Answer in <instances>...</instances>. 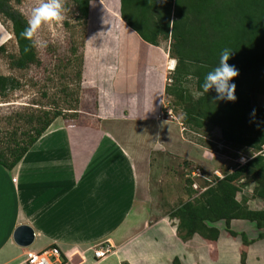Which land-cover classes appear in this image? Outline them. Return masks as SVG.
Listing matches in <instances>:
<instances>
[{"label": "crops", "instance_id": "1", "mask_svg": "<svg viewBox=\"0 0 264 264\" xmlns=\"http://www.w3.org/2000/svg\"><path fill=\"white\" fill-rule=\"evenodd\" d=\"M168 70H158L150 89L133 77L104 86L122 95V103L100 87L88 89L83 78L82 92L92 93L89 100L81 96L84 120L56 119L17 166L9 170L0 164V264H27L29 253L55 246L62 254L54 264H194L201 255L205 259L199 250L208 242L199 235L184 242L179 221L170 216L181 206H176L179 195L185 197L173 189L176 179L150 178L173 158L197 161L180 146L201 148L184 138L182 122L161 116ZM236 222L249 221L233 220L232 225ZM21 225L35 232L30 247L14 240ZM106 245L112 253L96 258L95 250Z\"/></svg>", "mask_w": 264, "mask_h": 264}, {"label": "trees", "instance_id": "2", "mask_svg": "<svg viewBox=\"0 0 264 264\" xmlns=\"http://www.w3.org/2000/svg\"><path fill=\"white\" fill-rule=\"evenodd\" d=\"M72 1L80 18L87 23L91 2L95 0ZM110 1L115 27L136 51L148 54L144 44L159 47L161 41H170L169 57L176 61V66L165 94L172 98V107L182 110L184 127L195 132L219 128L225 144L237 151L253 153L245 165H237L234 172L229 171L223 178L216 177L204 192L197 190L198 197H193V180H187L191 198L170 215L179 221L180 239L187 242L199 235L208 243H216L221 231L214 225L221 221L231 235H236L231 226L233 220L249 221L263 228L264 209L249 208L246 199L238 200V194L242 188L240 183L252 177L259 182L254 189L255 197L264 200V105L257 104V98L264 96V0ZM0 17L11 22L18 46V54L10 55L11 67L27 70L40 65L37 46L32 47L20 37L27 18L13 7L11 0H0ZM26 47L30 49L27 52ZM225 48L233 51L228 63L239 72L230 82L236 85L235 102L215 100V90L197 97L194 93L201 90L206 73L219 65ZM5 51V45L0 46V53ZM73 52L77 53L78 47ZM77 61L79 91L76 107L70 110L73 119L80 117L82 52ZM188 76L198 79L189 80ZM22 86L19 79L0 73V96L7 97ZM64 111L44 110L31 117L30 129L22 133L23 138L15 135L6 150H0V164L9 170L17 166L56 119H67ZM260 151L263 153L255 156Z\"/></svg>", "mask_w": 264, "mask_h": 264}, {"label": "rangeland", "instance_id": "3", "mask_svg": "<svg viewBox=\"0 0 264 264\" xmlns=\"http://www.w3.org/2000/svg\"><path fill=\"white\" fill-rule=\"evenodd\" d=\"M11 3L28 18L36 0H11ZM63 3L64 20L53 26H44L39 31L38 41L46 42V46L37 44L41 64L27 70L11 67L10 55L18 54V46L11 22L0 17V44L6 47V51L0 53V73L15 77L23 84L19 90L11 92L7 97L0 96V150H6L15 135L23 138L22 133L30 129V118L44 110H66L64 111L66 120H84L82 117L73 119L74 114L70 111L76 107L75 99L79 91L76 73L77 57L81 52L84 54L83 78L87 88L92 90L91 87H100L109 99L118 103H122V95H114L110 88L104 87L111 81L117 79L119 80L117 82L121 83L122 79L133 77L140 79L146 89H150L156 84L159 69H175L176 61L171 58L167 60L163 55V52L169 55L170 41H161L159 47H150L143 43L149 49L148 54L136 51L127 43L115 27L110 0H95L90 6L91 13L87 23L80 18L72 0H63ZM129 32L134 35L133 32ZM76 47L78 52L74 53L73 49ZM127 70H131L130 73L126 72ZM146 70L148 73H145ZM171 72L169 70L167 72L168 83L171 81ZM190 87L195 90L192 85ZM83 96L89 100L92 93L89 91L83 93ZM170 101H173L172 98L166 95L161 116L182 122V110L172 107ZM257 104L264 105V96L257 98ZM182 131L185 139L202 148L187 147L185 144L180 146L182 151L191 153L197 161L173 158L164 170L153 172L150 177L153 181L161 176L168 181L170 176L176 179L175 182H169H173L175 185L173 189L178 194L183 192L185 195V197L179 195L176 206L191 198L187 193V180H193V183L198 184V189L192 186L193 197H198V191L213 182L218 175L224 176L230 168L236 169L243 155L247 157L253 155L237 151L225 144L219 128L195 132L183 125ZM199 171L201 176L198 174ZM240 184L242 188L238 200L246 199L249 208L264 209V200L254 195L258 180L250 177ZM169 187L170 185H165L166 190H169ZM214 226L221 231L220 241L205 242L206 244L199 250L204 253L205 259L202 255L200 260L194 258L196 260L194 264H264V227L258 228L251 222H236L231 225L236 235H231L226 230L224 221ZM196 250L195 247V254Z\"/></svg>", "mask_w": 264, "mask_h": 264}, {"label": "clouds", "instance_id": "4", "mask_svg": "<svg viewBox=\"0 0 264 264\" xmlns=\"http://www.w3.org/2000/svg\"><path fill=\"white\" fill-rule=\"evenodd\" d=\"M64 11L63 0H36L35 6L27 18V26L20 33V37L28 41L32 47H36L38 43L46 46L45 41H38L39 31L44 26H53L62 22ZM29 50L28 47L25 48V52ZM232 52L228 48L221 51L219 65L206 73L203 83L200 85L201 90L194 93L197 97L209 93L210 90H215V100L235 102L236 85L230 82L238 77L239 72L235 66L228 63ZM187 79L198 78L188 76Z\"/></svg>", "mask_w": 264, "mask_h": 264}, {"label": "built area", "instance_id": "5", "mask_svg": "<svg viewBox=\"0 0 264 264\" xmlns=\"http://www.w3.org/2000/svg\"><path fill=\"white\" fill-rule=\"evenodd\" d=\"M170 71H173L174 69H169ZM264 151V150H263ZM263 151L258 152L255 156L262 154ZM250 160L249 157H246L243 155L242 158L239 159V164L240 166L245 165L248 161ZM236 169L230 168V172H234ZM200 174L199 176H201L202 174ZM220 178H223V176L218 175ZM194 188L198 189V184L195 182L193 184ZM207 189V187L202 188L199 192L202 193ZM112 253V249L106 245L104 247H101L98 250H95V256L98 259H104L107 256H109ZM61 250L59 247H50L44 251H40V252H31L28 254V258H27V264H54L53 259H60L61 257Z\"/></svg>", "mask_w": 264, "mask_h": 264}, {"label": "water", "instance_id": "6", "mask_svg": "<svg viewBox=\"0 0 264 264\" xmlns=\"http://www.w3.org/2000/svg\"><path fill=\"white\" fill-rule=\"evenodd\" d=\"M14 240L21 247H30L35 240V232L32 227L21 225L14 235Z\"/></svg>", "mask_w": 264, "mask_h": 264}, {"label": "bare ground", "instance_id": "7", "mask_svg": "<svg viewBox=\"0 0 264 264\" xmlns=\"http://www.w3.org/2000/svg\"><path fill=\"white\" fill-rule=\"evenodd\" d=\"M175 67V66H174ZM174 69V68H173Z\"/></svg>", "mask_w": 264, "mask_h": 264}]
</instances>
